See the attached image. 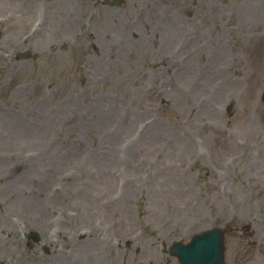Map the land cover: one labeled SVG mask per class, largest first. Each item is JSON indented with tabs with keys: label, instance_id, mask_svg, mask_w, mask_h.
Returning <instances> with one entry per match:
<instances>
[{
	"label": "rangeland",
	"instance_id": "1",
	"mask_svg": "<svg viewBox=\"0 0 264 264\" xmlns=\"http://www.w3.org/2000/svg\"><path fill=\"white\" fill-rule=\"evenodd\" d=\"M103 2L0 0V264H264V0Z\"/></svg>",
	"mask_w": 264,
	"mask_h": 264
},
{
	"label": "water",
	"instance_id": "2",
	"mask_svg": "<svg viewBox=\"0 0 264 264\" xmlns=\"http://www.w3.org/2000/svg\"><path fill=\"white\" fill-rule=\"evenodd\" d=\"M220 231L196 237L189 248L174 247L182 264H223V244Z\"/></svg>",
	"mask_w": 264,
	"mask_h": 264
}]
</instances>
